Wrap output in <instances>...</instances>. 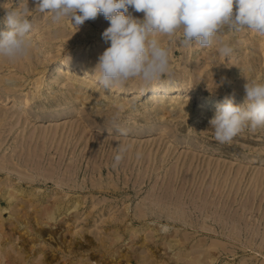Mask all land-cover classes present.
<instances>
[{"label": "rangeland", "instance_id": "rangeland-1", "mask_svg": "<svg viewBox=\"0 0 264 264\" xmlns=\"http://www.w3.org/2000/svg\"><path fill=\"white\" fill-rule=\"evenodd\" d=\"M26 3L35 9L0 0V31L6 9ZM28 19L29 53L0 57V264H264V128L220 143L217 104L198 106L246 103L247 80L264 82V36L221 29L225 57L219 40L181 46L182 29L155 33L169 73L105 89L82 77L100 75L110 46L103 14L80 26L39 10ZM168 82L184 91L151 95ZM118 145L127 151L113 167Z\"/></svg>", "mask_w": 264, "mask_h": 264}, {"label": "clouds", "instance_id": "clouds-1", "mask_svg": "<svg viewBox=\"0 0 264 264\" xmlns=\"http://www.w3.org/2000/svg\"><path fill=\"white\" fill-rule=\"evenodd\" d=\"M36 5L30 10L27 3L22 7L6 9L3 23L7 31H0V57L16 59L26 56L32 46L28 38L33 29L29 13L39 10L52 13V20L68 17L73 26L95 20L103 14L110 26L102 33V39L110 46L98 58L95 72L99 70V83L109 89L140 77L151 84L169 73V49L152 38L155 33L170 39L179 29L183 30L181 46L196 42L201 48L219 40V53L227 57L233 52L230 43L224 42L220 32L237 33L244 28L264 36V0H32ZM234 4L236 6L233 12ZM143 12V20L134 18L129 8ZM80 13V14H77ZM226 81L222 78L221 85ZM246 103L235 105L225 98L217 105L214 117L209 121L214 138L229 143L245 127L251 131L264 128V82L248 81L244 84ZM115 120V117L113 118ZM127 136V130L118 129ZM113 167H117L126 148L118 145Z\"/></svg>", "mask_w": 264, "mask_h": 264}, {"label": "bare ground", "instance_id": "bare-ground-1", "mask_svg": "<svg viewBox=\"0 0 264 264\" xmlns=\"http://www.w3.org/2000/svg\"><path fill=\"white\" fill-rule=\"evenodd\" d=\"M78 67H79V65H78ZM79 69H81V67ZM55 71L56 72L61 71V67L60 66H57ZM82 77H83V79L89 80V81L90 80L91 81H93V80L95 81V80H98L99 79V76H97L96 73L91 72V71H88V70H83ZM115 88L117 90L119 89L117 87H115ZM151 88L152 89L149 90V91L151 92V95L153 97H157L160 94L158 92H163V91H168V90L179 91V93L182 92V91H184V87L182 85L176 84V83H169V82L168 83L153 84V85H151ZM143 90H144V88H142L140 90L141 93H142ZM139 94L135 95V97L140 96ZM161 95H163V93H161L160 96ZM211 100H212L211 98H202V100L198 103V106L199 107H204V106H206L207 103H212V104H215V105L216 104L217 105L219 104V103H216V102L213 103L212 102L213 100L212 101Z\"/></svg>", "mask_w": 264, "mask_h": 264}]
</instances>
